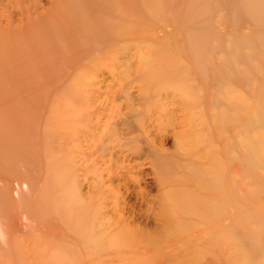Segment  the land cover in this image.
Wrapping results in <instances>:
<instances>
[{"label":"rangeland","instance_id":"rangeland-1","mask_svg":"<svg viewBox=\"0 0 264 264\" xmlns=\"http://www.w3.org/2000/svg\"><path fill=\"white\" fill-rule=\"evenodd\" d=\"M205 262L264 264V0H0V264Z\"/></svg>","mask_w":264,"mask_h":264},{"label":"bare ground","instance_id":"bare-ground-1","mask_svg":"<svg viewBox=\"0 0 264 264\" xmlns=\"http://www.w3.org/2000/svg\"><path fill=\"white\" fill-rule=\"evenodd\" d=\"M121 138L124 140V143H123L124 145L130 143V142H128L130 140L124 139L123 137H121ZM123 144H119V146L122 147V146H124ZM151 145H152V147L150 148V150L152 152H154V153H150L149 150H148V152H146L147 149L145 150V152H144V150H141V152H143L145 157H147V158L157 155L156 151H158V149H156L153 146L152 142H151ZM139 150L137 151L138 154H140ZM122 157H123V159L127 158L125 156H122ZM166 158H168V157H166ZM152 164H153V162H152ZM119 169L122 172H124V170H123L124 168L123 167H119ZM127 169H129V167ZM220 173H221V175L223 174V169L222 168L220 169ZM97 178L98 177L96 176V180H97ZM114 179L115 178L111 179L109 182H112ZM85 181H87V178H85ZM170 187L171 188L169 190H166V191L162 190L161 192H159L156 195V200L158 201V203H160L159 204V206H160V219H159V216H158V221H160V223H162L164 228L167 227V226L173 225L174 223L172 224V222L174 221L175 217H179L180 216L178 211H177V209H176V207H175L174 200H172L171 198L168 197V195L173 193V191H178V189L175 190L176 186H173V185H170ZM209 193H208V196H210ZM210 198H211V196L207 197L208 200H211ZM218 199L223 201V196H218ZM167 202H169V204H167ZM168 205L170 206L169 208H167ZM219 205H222L221 202L217 204V212L220 211V209L218 207ZM206 208H208V207H206ZM167 209H172V213H167ZM206 212H207V210H206ZM106 219L107 218H103V220H106ZM217 219H218L217 217H216V219H214V222L212 223V225H211V223L208 222V224L206 225V230H204L205 231L204 235L210 234L209 230H212V227H214V229L217 230V233H219L221 235V238L225 236V231H226V228H227L226 227V219H225V217H224V215L222 213L220 214L219 219L218 220ZM109 223L110 224H108V226L106 227V231H110L111 234L114 235V237H116V235L117 236L126 235L123 238L125 246L130 247V246L138 245L137 247H140L141 249H145V250L146 249H151V248H156V249L159 250V252L161 251V252H164V253H166L167 250H170L171 252L166 253L167 255H170V254L174 253V251H178L179 250L178 248H179L180 245L185 244V246H189L191 244H194V239H195V237H197L195 235L190 236L191 234L190 235L188 234L189 236L184 235V234H179L178 237H181V238L180 239L177 238L176 240H174L173 238L171 239V237H169L167 234L163 235L165 230L162 231L161 233H159L160 231H158V229H154L153 232H148L147 229L144 230L139 225L128 224V222L125 219H122V218L117 219L116 222L115 221H111ZM158 234L163 235V237H166L165 238L166 241L163 242V240L160 241V240H157V238H154V236H156ZM205 264H210V263L205 262Z\"/></svg>","mask_w":264,"mask_h":264}]
</instances>
